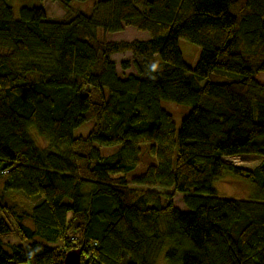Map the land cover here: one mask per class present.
Listing matches in <instances>:
<instances>
[{"label": "trees", "instance_id": "trees-1", "mask_svg": "<svg viewBox=\"0 0 264 264\" xmlns=\"http://www.w3.org/2000/svg\"><path fill=\"white\" fill-rule=\"evenodd\" d=\"M43 1L16 17L0 0V238L26 241L0 246V264H62L71 249L80 264H152L164 240L171 264H264V0H98L89 14L51 0L59 19ZM124 27L147 39H105ZM179 39L200 49L193 68ZM123 52L136 73L116 70ZM160 101L190 106L177 130ZM145 143L156 161L128 178ZM247 155L261 160L232 166ZM225 173L256 198L218 197Z\"/></svg>", "mask_w": 264, "mask_h": 264}, {"label": "rangeland", "instance_id": "rangeland-1", "mask_svg": "<svg viewBox=\"0 0 264 264\" xmlns=\"http://www.w3.org/2000/svg\"><path fill=\"white\" fill-rule=\"evenodd\" d=\"M98 0H85V1H72V6L83 13L89 14L91 11L92 5ZM9 4L13 8V13L16 17H18V10L21 7H32L36 5L37 0H8ZM43 9L46 15L49 18L59 19L65 17V10L55 1L44 0L43 1ZM101 34V33H100ZM102 36V34H101ZM105 39L107 41H115V42H130L133 40H146L147 34L144 32L137 31L133 27H124L120 32L117 33H106ZM178 48L181 52L182 58L184 62L191 68L194 67L198 55H199V47L195 44H191L183 39L178 40ZM140 57L135 56L129 52L116 53L111 56V60L114 62L116 70L119 73L124 74H134L136 73L135 64L140 61ZM128 63V68L126 70H121V63ZM240 76L233 73H225L220 74L218 72H213L211 79L213 81H221V80H237ZM256 79L264 84V73H260L256 76ZM205 81L202 82V84ZM160 107L168 112L172 116V121L174 123V127L177 130L179 128L180 121L190 110L189 105L185 104H176L168 101H160ZM89 130L88 125H82L79 128L73 131L74 136L85 135ZM28 134L31 139L41 148H49V143L44 139L39 137V135L35 132L33 128L28 129ZM35 139V140H34ZM141 152H140V161L136 168L127 173L128 178L138 177L144 173V171L148 168V166L153 165L156 161L154 155H152L149 151L150 144L145 143L141 144ZM64 151L63 147L53 149V152L62 153ZM104 154H108L110 149H103ZM238 159L237 164H229L235 167H243L246 169H252L256 166V164L261 160L259 156L256 155H247L242 157H236ZM223 161V160H222ZM226 163V162H225ZM133 185V183L130 182ZM135 186V185H133ZM213 189L218 197L227 198L232 200H243V201H252L257 196V189L254 185L246 182L245 180L233 176L231 174H223L221 178L214 181ZM146 190H155L160 191V193L164 192L163 190L157 188H148L142 187ZM168 192V191H165ZM16 200L20 201V203L31 204V201H25L22 198L14 197ZM181 195L175 194L172 197L173 206L178 208L180 211H186L185 207L181 202ZM25 201V202H24ZM161 204H164V201H161ZM22 223L31 228L32 223L29 219H24ZM26 241L21 242L15 236L11 235L6 238H0V246L5 251H10L13 246L18 244H25ZM161 248L156 250L155 254L152 258V264H171L166 259V253L169 250V243L164 240V243L161 244ZM165 249V250H164ZM25 264V263H23Z\"/></svg>", "mask_w": 264, "mask_h": 264}, {"label": "water", "instance_id": "water-1", "mask_svg": "<svg viewBox=\"0 0 264 264\" xmlns=\"http://www.w3.org/2000/svg\"><path fill=\"white\" fill-rule=\"evenodd\" d=\"M223 163L225 162L223 161ZM80 256L81 251L79 249L68 250L64 253L62 264H80Z\"/></svg>", "mask_w": 264, "mask_h": 264}]
</instances>
